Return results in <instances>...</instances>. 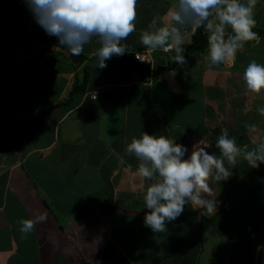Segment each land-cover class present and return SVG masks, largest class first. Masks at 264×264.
<instances>
[{
    "label": "crops",
    "instance_id": "crops-1",
    "mask_svg": "<svg viewBox=\"0 0 264 264\" xmlns=\"http://www.w3.org/2000/svg\"><path fill=\"white\" fill-rule=\"evenodd\" d=\"M173 3L138 0L125 55L145 48L141 33L154 17L171 23ZM254 18L253 31H264V0ZM192 36L184 35V65L173 62L174 51L157 49L151 65L114 55L107 67L95 68L96 37L75 65L24 0H0V136L14 128L23 133L12 150L0 151V264H201L202 220L218 216L237 233L229 234L237 262L264 264V164L252 169L241 160L231 178L211 182L208 199L217 200V212L192 204L166 232L144 224L143 196L153 181L138 174L137 158L126 151L133 137L164 135L185 145L186 157L194 145L219 154L221 128L245 149L264 140V116L257 111L264 90L248 92L243 79L251 61L264 64V34L247 42L232 66L212 65L208 47L190 49ZM20 37L28 46L17 43ZM85 72L84 91L74 93ZM41 214L46 220L33 231H20L21 220Z\"/></svg>",
    "mask_w": 264,
    "mask_h": 264
},
{
    "label": "clouds",
    "instance_id": "clouds-1",
    "mask_svg": "<svg viewBox=\"0 0 264 264\" xmlns=\"http://www.w3.org/2000/svg\"><path fill=\"white\" fill-rule=\"evenodd\" d=\"M35 22L66 46L73 57L83 53L84 46L93 37L100 45L96 49L95 68L107 67L106 61L114 55L128 52L127 38L136 31L138 0H24ZM258 0H174L170 11L171 23H162L156 16L147 30L141 33V44L149 50L174 51L173 62L187 64L184 55L183 32L201 27L207 33L208 59L212 65H234L238 51L245 44L258 39L253 31ZM231 29L232 35L227 34ZM194 33V32H192ZM139 60V54L136 57ZM243 79L248 92L260 94L264 90V64L251 61L245 68ZM249 111L246 106L244 113ZM257 111L264 116V106ZM256 131V125L245 124ZM215 147L219 154L206 148H188L164 135L143 132L127 145L128 154L138 160V174L147 181L143 200L146 205L144 224L153 232L167 231V224L175 221L192 203L209 215L217 212V200L208 199L213 192L212 181H226L233 175L241 160L252 169L264 164V140L248 149L237 144L227 128H221ZM186 157V158H185ZM46 215L20 221V231L28 234L35 224L44 222Z\"/></svg>",
    "mask_w": 264,
    "mask_h": 264
},
{
    "label": "rangeland",
    "instance_id": "rangeland-1",
    "mask_svg": "<svg viewBox=\"0 0 264 264\" xmlns=\"http://www.w3.org/2000/svg\"><path fill=\"white\" fill-rule=\"evenodd\" d=\"M17 43L21 46H24L25 43L28 46L29 41L25 40L24 37H20L17 40ZM97 49L96 47H92ZM192 203L186 205L188 210H191L190 207ZM195 208V206H194ZM198 217V216H197ZM215 220V219H214ZM213 219H206L205 217L202 220L201 228L203 232V254L201 259V264H241L237 262V258H234V244L231 243L229 234L235 235L237 233L230 230V221L227 217L220 218L217 217L216 223ZM259 232H263L260 230ZM209 233V234H208ZM244 239L248 240V237H251V232H246ZM255 233V232H253ZM208 234V236H206ZM213 237H212V235ZM236 245V244H235ZM237 250V249H236ZM236 261V263H235Z\"/></svg>",
    "mask_w": 264,
    "mask_h": 264
},
{
    "label": "trees",
    "instance_id": "trees-1",
    "mask_svg": "<svg viewBox=\"0 0 264 264\" xmlns=\"http://www.w3.org/2000/svg\"><path fill=\"white\" fill-rule=\"evenodd\" d=\"M258 35L260 34H264V31H258L257 32ZM190 49H196V50H204L205 48L208 47V43H207V34H205L204 32V28L201 27L199 29H196V31L193 33L192 36V44L189 46ZM119 58H124L127 59L131 62V60L133 62H137L136 59L131 56V55H123V56H117ZM115 57H112L110 60L108 61H112ZM97 62V57H95L92 61L93 64H95ZM107 62V61H106ZM139 63V62H138ZM167 69L170 68V66L165 67ZM82 83L79 86L74 87V93H76L78 90L79 91H84L85 89V84L87 81V73H84L83 79H82ZM43 119V115L42 116H36L35 120H37L36 124L34 123L33 126L31 127V129L37 127L39 125V122ZM21 136H23V133L19 132V128H14L11 131L3 134L0 136V151L5 152V151H10L12 150L15 145L17 144L18 140L21 138Z\"/></svg>",
    "mask_w": 264,
    "mask_h": 264
},
{
    "label": "built area",
    "instance_id": "built-area-1",
    "mask_svg": "<svg viewBox=\"0 0 264 264\" xmlns=\"http://www.w3.org/2000/svg\"><path fill=\"white\" fill-rule=\"evenodd\" d=\"M189 32H195V31H193L192 29L189 30L187 28L184 30L183 35H186ZM155 51L156 50H149L147 48H144L142 50L134 52L132 56L136 59L137 62H139L142 65H151L153 61V54L155 53ZM137 54H139V60L136 58ZM91 97L96 99L97 94H93Z\"/></svg>",
    "mask_w": 264,
    "mask_h": 264
},
{
    "label": "water",
    "instance_id": "water-1",
    "mask_svg": "<svg viewBox=\"0 0 264 264\" xmlns=\"http://www.w3.org/2000/svg\"><path fill=\"white\" fill-rule=\"evenodd\" d=\"M70 59L72 60V63H74L75 65H78L80 63V61L83 59V56H79V57H73L72 55H70ZM109 95L110 92L106 91L100 98V107H101V111H104V109L106 108V105L109 101Z\"/></svg>",
    "mask_w": 264,
    "mask_h": 264
}]
</instances>
